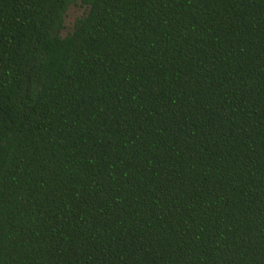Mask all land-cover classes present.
I'll return each mask as SVG.
<instances>
[{
    "label": "trees",
    "instance_id": "trees-1",
    "mask_svg": "<svg viewBox=\"0 0 264 264\" xmlns=\"http://www.w3.org/2000/svg\"><path fill=\"white\" fill-rule=\"evenodd\" d=\"M0 0V264H264V0Z\"/></svg>",
    "mask_w": 264,
    "mask_h": 264
},
{
    "label": "rangeland",
    "instance_id": "rangeland-1",
    "mask_svg": "<svg viewBox=\"0 0 264 264\" xmlns=\"http://www.w3.org/2000/svg\"><path fill=\"white\" fill-rule=\"evenodd\" d=\"M86 11L87 7L82 5L80 3V0H77L76 4H71L66 11L64 18V28L62 29L60 34L64 36L68 32L72 31L75 20L78 17L84 15Z\"/></svg>",
    "mask_w": 264,
    "mask_h": 264
}]
</instances>
